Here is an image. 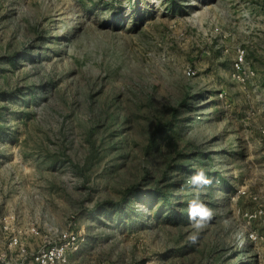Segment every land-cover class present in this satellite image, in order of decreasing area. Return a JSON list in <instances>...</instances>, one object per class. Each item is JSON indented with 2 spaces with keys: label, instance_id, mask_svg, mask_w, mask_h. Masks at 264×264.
<instances>
[{
  "label": "rangeland",
  "instance_id": "374dc122",
  "mask_svg": "<svg viewBox=\"0 0 264 264\" xmlns=\"http://www.w3.org/2000/svg\"><path fill=\"white\" fill-rule=\"evenodd\" d=\"M6 221L29 253L79 234L68 264H264V0H0V257L20 263Z\"/></svg>",
  "mask_w": 264,
  "mask_h": 264
},
{
  "label": "built area",
  "instance_id": "2783aa9c",
  "mask_svg": "<svg viewBox=\"0 0 264 264\" xmlns=\"http://www.w3.org/2000/svg\"><path fill=\"white\" fill-rule=\"evenodd\" d=\"M244 52H240L235 59L234 74L238 79L244 81L248 76L244 70ZM6 233L9 234L10 247H16L21 253L20 263L14 260H7L0 257V264H68V251L77 248L80 242L79 234L74 232H63L55 240H50L42 245L36 252L29 253L24 247L22 228H18L15 224L6 221L3 225ZM34 234H39L38 230H34Z\"/></svg>",
  "mask_w": 264,
  "mask_h": 264
},
{
  "label": "clouds",
  "instance_id": "9594fccd",
  "mask_svg": "<svg viewBox=\"0 0 264 264\" xmlns=\"http://www.w3.org/2000/svg\"><path fill=\"white\" fill-rule=\"evenodd\" d=\"M190 183L195 189L200 190L210 184L211 181L206 176L203 168H197L190 178ZM188 216L189 220L194 222L196 227H200L211 216V209L200 201L197 195L188 203ZM192 239L195 240L196 237L193 235Z\"/></svg>",
  "mask_w": 264,
  "mask_h": 264
}]
</instances>
